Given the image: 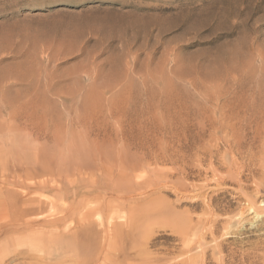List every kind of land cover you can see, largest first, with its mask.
<instances>
[{
	"label": "rangeland",
	"instance_id": "obj_1",
	"mask_svg": "<svg viewBox=\"0 0 264 264\" xmlns=\"http://www.w3.org/2000/svg\"><path fill=\"white\" fill-rule=\"evenodd\" d=\"M263 202L264 0H0V264H264Z\"/></svg>",
	"mask_w": 264,
	"mask_h": 264
},
{
	"label": "bare ground",
	"instance_id": "obj_2",
	"mask_svg": "<svg viewBox=\"0 0 264 264\" xmlns=\"http://www.w3.org/2000/svg\"><path fill=\"white\" fill-rule=\"evenodd\" d=\"M13 198H15V197H13ZM15 200V199H14ZM12 203V202H11ZM12 204H14V203H12ZM15 206H16V204H15ZM20 206V205H19ZM262 206H264V202H263V204H262ZM253 208V207H252ZM251 209V208H250ZM254 209V208H253ZM34 210V209H33ZM17 211V210H16ZM16 213V212H15ZM256 214H258V213H256ZM52 218V217H51ZM79 229V228H78Z\"/></svg>",
	"mask_w": 264,
	"mask_h": 264
}]
</instances>
